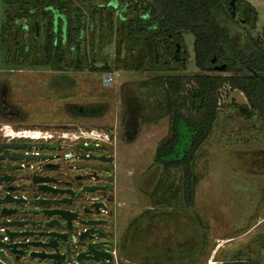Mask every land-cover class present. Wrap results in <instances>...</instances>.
Returning a JSON list of instances; mask_svg holds the SVG:
<instances>
[{
  "label": "rangeland",
  "instance_id": "obj_1",
  "mask_svg": "<svg viewBox=\"0 0 264 264\" xmlns=\"http://www.w3.org/2000/svg\"><path fill=\"white\" fill-rule=\"evenodd\" d=\"M71 1L85 16L89 59L87 66L73 68L42 63V0L19 3L7 11L0 0V22L12 24L13 17H20L27 26L25 30L13 26L8 31L9 62L2 60L0 47V126L19 122L36 132L83 130L110 137V147L124 169L126 218L150 205L169 213V223L158 227L160 237H169V264H264V118L255 109L245 110L247 98L242 91L223 87L215 126L195 159L199 182L194 204L155 203V199L169 196V187L181 183L180 170L165 171L154 160L171 123L163 77H190L199 72L194 60L195 37L183 31L181 59L163 65L157 61L164 51L163 38L142 29L147 22L139 18L140 11H128L129 20H122V5L111 9L99 6L106 0ZM109 1L118 5L117 0ZM32 6L38 7L36 13L28 12ZM216 14L239 46H248L250 36L264 46V0H237L234 11L225 3ZM35 19L39 21L38 35ZM131 21L143 33H133ZM17 37L29 43L26 63L13 61ZM104 66L110 72L102 70ZM161 179L165 184L155 191ZM175 254L188 256L175 259Z\"/></svg>",
  "mask_w": 264,
  "mask_h": 264
},
{
  "label": "flooded vegetation",
  "instance_id": "obj_2",
  "mask_svg": "<svg viewBox=\"0 0 264 264\" xmlns=\"http://www.w3.org/2000/svg\"><path fill=\"white\" fill-rule=\"evenodd\" d=\"M110 144L83 130L0 126V264H169L158 229L169 213L150 205L126 218Z\"/></svg>",
  "mask_w": 264,
  "mask_h": 264
},
{
  "label": "trees",
  "instance_id": "obj_3",
  "mask_svg": "<svg viewBox=\"0 0 264 264\" xmlns=\"http://www.w3.org/2000/svg\"><path fill=\"white\" fill-rule=\"evenodd\" d=\"M4 2L7 11L10 6L28 4L29 0ZM109 2L106 0V4L99 6L117 9L122 5L119 12L122 20H129L128 11L141 12L139 18L147 22L142 29L154 31V36L163 38L164 51L157 58L163 65L181 59L183 31H189L195 37L194 60L199 72L190 77L181 74L163 77L165 107L171 123L154 157L165 171L178 169L181 172L180 185L169 187V196L155 199V203L168 204L169 201V204L190 207L195 202L199 182L195 159L218 118L220 90L228 85L242 91L247 98L245 110L255 109L264 118V46L251 36L248 46H239L230 29L219 22L216 11L223 10L225 3L233 10L231 0H117V6ZM42 3L45 11L42 63L69 68L87 66L85 16L80 6L71 0H42ZM37 10V6H32L28 12L36 13ZM131 25L133 33H143L137 23L131 21ZM13 26L21 30L27 27L20 17H13L12 24L0 22V47L4 50L2 60L5 63L10 61L12 54L8 31ZM15 45L14 63L28 62L30 46L27 39L17 37ZM145 60V64H149L147 56ZM102 70L110 72L107 66ZM161 183L162 179L155 191Z\"/></svg>",
  "mask_w": 264,
  "mask_h": 264
},
{
  "label": "water",
  "instance_id": "obj_4",
  "mask_svg": "<svg viewBox=\"0 0 264 264\" xmlns=\"http://www.w3.org/2000/svg\"><path fill=\"white\" fill-rule=\"evenodd\" d=\"M236 0H231V5H234ZM35 26H36V35H38L39 33V23H38V20L35 21ZM11 245H14V244H11ZM9 245V246H11Z\"/></svg>",
  "mask_w": 264,
  "mask_h": 264
},
{
  "label": "built area",
  "instance_id": "obj_5",
  "mask_svg": "<svg viewBox=\"0 0 264 264\" xmlns=\"http://www.w3.org/2000/svg\"><path fill=\"white\" fill-rule=\"evenodd\" d=\"M106 76L108 77V74H106Z\"/></svg>",
  "mask_w": 264,
  "mask_h": 264
}]
</instances>
